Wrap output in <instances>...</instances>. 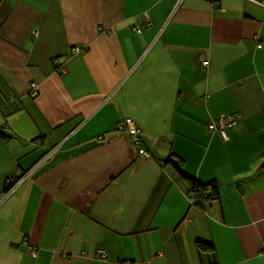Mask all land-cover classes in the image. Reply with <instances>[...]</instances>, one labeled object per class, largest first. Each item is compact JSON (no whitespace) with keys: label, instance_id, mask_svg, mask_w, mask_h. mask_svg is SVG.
<instances>
[{"label":"crops","instance_id":"crops-1","mask_svg":"<svg viewBox=\"0 0 264 264\" xmlns=\"http://www.w3.org/2000/svg\"><path fill=\"white\" fill-rule=\"evenodd\" d=\"M3 86L20 99L0 107V264H264V6L0 0ZM222 116L228 141L207 130ZM126 118L150 158L116 130ZM89 121L112 128L65 147L62 131ZM170 149L220 196L180 224Z\"/></svg>","mask_w":264,"mask_h":264},{"label":"trees","instance_id":"trees-1","mask_svg":"<svg viewBox=\"0 0 264 264\" xmlns=\"http://www.w3.org/2000/svg\"><path fill=\"white\" fill-rule=\"evenodd\" d=\"M257 47H260V44H257ZM73 49H76L77 53L81 52V50H82V48L73 47L72 50H70L72 53H73ZM54 63H55L54 68H56L57 65H60L55 61H54ZM59 70L61 71L60 68H59ZM31 90L33 91V89H31ZM31 93L32 92H30V94H29L31 97H36L37 92H36L35 96L31 95ZM19 99L20 98L15 96L11 91H8V89L5 86H3V88L0 87V107L13 105L14 102L18 101ZM102 113H104V112L102 111ZM228 116H230V115H228ZM228 116H226V117H228ZM222 117L216 118L215 120H211V121L216 122L219 119H221ZM103 119L106 121L105 117H103ZM124 122H125L124 119L122 121L120 120L116 125V130L117 131L119 130V132H123L125 134V133H127V130L125 128ZM79 123L78 122L72 123V126H70L71 131L69 133L67 132V133L63 134L64 131H62V133H61L62 137H65L62 139L63 143H65V145H64L65 147H73V146L81 143L82 140L87 139V138H91V137H94L96 139L100 138L102 136L103 132L106 130L102 126L98 131L96 130L98 127H95V126L93 127V125H99V124H102V122H100L99 124L95 123L93 125L90 121L86 125H84V124L81 125V123L80 124ZM73 129H78L77 130L78 132L76 134L72 135L68 139V137L71 134V132L73 131ZM139 129L141 132V133L139 132V134H138V137L140 138V142L138 143V146H136L134 148L137 157H141L138 154L139 149L144 150L148 154V156L154 155V152H153L151 146H150V148L148 146V149L145 147L146 146L145 145L146 140L144 138V134H143L141 128L136 126V131ZM207 130L210 132H216V131L209 130L208 127H207ZM9 137L10 136L8 133H5L4 131H2L0 129V138L7 140V138H9ZM220 137H221V135H220ZM221 139L223 141L229 140V139L224 140L222 137H221ZM56 143H58V141ZM163 165L165 167H169L172 170L175 177H177V179H179L180 182H182L185 186L188 208H187V211H185L183 216L180 218L179 224L187 217L189 210L194 209V210L204 214V212L206 211L207 207H209V205H211L212 203H214L216 201H220V196L218 194L216 181H212L209 183H203V182L195 179L194 177H191L187 173H185L183 170V166H182L183 165L182 158L180 156L176 155L175 153H173L172 149H170V152L168 153L167 157L164 159ZM263 168H264V161L260 167V174L262 175V177H264ZM18 180H19V178H15L14 180H9L8 182H6V187H5L6 193L12 188V186ZM195 247L197 248V250H199L201 252H206V253H212L213 252V246L211 244H208V243L203 242V241L202 242H196ZM32 251L35 252L33 249L30 251V254ZM35 256H36V253H35V255L31 254V257H35Z\"/></svg>","mask_w":264,"mask_h":264},{"label":"built area","instance_id":"built-area-1","mask_svg":"<svg viewBox=\"0 0 264 264\" xmlns=\"http://www.w3.org/2000/svg\"><path fill=\"white\" fill-rule=\"evenodd\" d=\"M248 1L253 2V3H258L262 6H264V0H248ZM149 25H150V22L148 20H145V22L141 26H137V27L133 28V31L138 33V32H140L141 27H148ZM73 52L76 53L77 50L73 49ZM202 65H206V62H203ZM31 95L35 96L36 91H32ZM228 119H229V117H223L216 122H213V121L209 122L207 124V127L211 131L218 132L224 140H228V135H227V131H226V123H225L226 120H228ZM124 125H125V128L127 130L128 136L131 137L130 138L131 143L135 147L138 146V143L140 142V138L138 137L140 129L136 131V125H134V123L132 122V120L130 118L125 119ZM138 154L143 157L144 156L143 154L146 155V152L144 150L139 149ZM263 171H264V168H263ZM7 182H8V180H7ZM96 251L101 258L106 257V252L104 250L98 249ZM31 254L35 255V252L32 251Z\"/></svg>","mask_w":264,"mask_h":264},{"label":"rangeland","instance_id":"rangeland-1","mask_svg":"<svg viewBox=\"0 0 264 264\" xmlns=\"http://www.w3.org/2000/svg\"><path fill=\"white\" fill-rule=\"evenodd\" d=\"M219 11V9L218 8H216L215 7V9L213 10V13H217ZM142 28H145V27H141V29ZM87 50V47H82V50H81V52L82 51H86ZM78 53H80V52H78ZM78 53H76V54H78ZM207 64H208V62H207ZM206 64V65H207ZM31 88L33 89V91H36V84L35 83H33V84H31ZM31 92H32V90H31ZM133 123H134V125H136L137 127H140L134 120L132 121ZM104 127H105V124H104ZM115 127V126H114ZM110 128H112V123H110V124H106V128L105 129H110ZM141 128V127H140ZM142 130V129H141ZM143 132V131H142ZM141 133V132H140ZM125 135L127 136V139H129V143H131V140H130V137L127 135V133H125ZM131 145L135 148V146L131 143ZM144 156L142 157L141 156V158L142 159H145V157H148V158H150V156H148V154L146 153V155L145 154H143Z\"/></svg>","mask_w":264,"mask_h":264},{"label":"clouds","instance_id":"clouds-1","mask_svg":"<svg viewBox=\"0 0 264 264\" xmlns=\"http://www.w3.org/2000/svg\"><path fill=\"white\" fill-rule=\"evenodd\" d=\"M145 20H146V19H145ZM145 20L143 21V23L145 22ZM147 20L149 21V19H147ZM149 22H150V21H149ZM143 23H142V24H143ZM142 24H141V25H142ZM141 25H139V26H141ZM99 30L102 31L101 28H100ZM132 31H133V29H132ZM140 31H141V29H140ZM134 32H135V31H134ZM136 33H137V32H136ZM138 33H139V32H138ZM71 50H72V49H71ZM73 53L76 54L77 52H76V53L73 52ZM205 62H206V61H205ZM202 63H203V61L201 62V66H202V67L206 66V65H202ZM206 64H207V62H206ZM118 131H119V130H118ZM8 181H9V180H8ZM6 182H7V181H6ZM16 184H17V182L12 186V188H11L8 192H11V191L13 190V187H14ZM103 259H104V258H103Z\"/></svg>","mask_w":264,"mask_h":264}]
</instances>
